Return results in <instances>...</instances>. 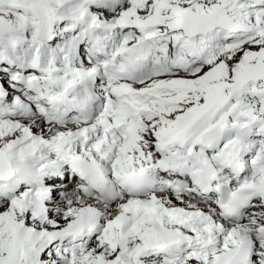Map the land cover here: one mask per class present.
<instances>
[{"label":"snow or ice","instance_id":"snow-or-ice-1","mask_svg":"<svg viewBox=\"0 0 264 264\" xmlns=\"http://www.w3.org/2000/svg\"><path fill=\"white\" fill-rule=\"evenodd\" d=\"M0 264H264V0H0Z\"/></svg>","mask_w":264,"mask_h":264}]
</instances>
